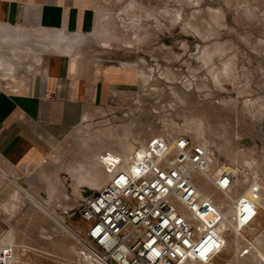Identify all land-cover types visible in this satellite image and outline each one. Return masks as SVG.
I'll return each instance as SVG.
<instances>
[{
    "label": "rangeland",
    "instance_id": "obj_1",
    "mask_svg": "<svg viewBox=\"0 0 264 264\" xmlns=\"http://www.w3.org/2000/svg\"><path fill=\"white\" fill-rule=\"evenodd\" d=\"M112 4L103 10L118 23L88 50L103 63L120 61L133 84L121 86V96L93 118L79 121L52 156L62 170L61 193L49 209L77 237L33 200L29 206L15 200L13 211L0 215V246H14L11 264H63L83 256L86 224L77 211L108 181L101 156L134 153L156 136L187 135L208 147L211 175L224 169L237 174L231 196L249 192L252 184L262 187L256 225L231 234L214 264H264V0ZM81 170L95 175L94 186L80 183ZM197 183L211 194L204 176L198 174ZM59 204L75 212L63 217ZM246 239L254 248L243 256ZM193 263L200 264H187Z\"/></svg>",
    "mask_w": 264,
    "mask_h": 264
},
{
    "label": "crops",
    "instance_id": "obj_2",
    "mask_svg": "<svg viewBox=\"0 0 264 264\" xmlns=\"http://www.w3.org/2000/svg\"><path fill=\"white\" fill-rule=\"evenodd\" d=\"M114 1L0 0V215L15 200L29 206L28 196L51 212L61 193L56 146L133 84L120 61L88 50L118 23L103 10Z\"/></svg>",
    "mask_w": 264,
    "mask_h": 264
},
{
    "label": "built area",
    "instance_id": "obj_3",
    "mask_svg": "<svg viewBox=\"0 0 264 264\" xmlns=\"http://www.w3.org/2000/svg\"><path fill=\"white\" fill-rule=\"evenodd\" d=\"M100 161L108 181L77 211L86 224L85 251L63 264H214L230 235L245 233L260 217L262 187L252 184L232 197L238 182L232 170L204 176L212 192L209 200L202 195L197 175L210 172L211 153L190 136H156L134 153ZM218 194L227 199L216 202ZM58 208L63 217L75 212ZM246 241L243 256L254 248ZM13 259L14 246H0V264Z\"/></svg>",
    "mask_w": 264,
    "mask_h": 264
},
{
    "label": "bare ground",
    "instance_id": "obj_4",
    "mask_svg": "<svg viewBox=\"0 0 264 264\" xmlns=\"http://www.w3.org/2000/svg\"><path fill=\"white\" fill-rule=\"evenodd\" d=\"M45 36H47V35H45ZM55 37L57 38V35H51L50 36V38L51 39H55ZM1 59V58H0ZM207 149H208V147L205 145V144H203ZM103 166V165H102ZM84 171V172H83ZM81 173H80V178H79V181H80V183H83V182H86V183H88V184H92L93 186H94V180H95V175L94 174H92L91 173V171H85V170H81L80 171ZM86 172V173H85ZM5 175V174H4ZM75 176H77L78 177V174H75ZM203 176H211V174L210 173H204L203 174ZM17 186V185H16ZM101 187V186H100ZM99 187V188H100ZM97 188L98 187H95V189L97 190ZM98 188V189H99ZM23 191V190H22ZM202 193V192H201ZM202 195L206 198V199H210V197H211V194L210 195H204L203 193H202ZM239 195V194H238ZM28 196V195H27ZM31 200H33V202H35L40 208L42 207V206H40V204H38V202H37V200L35 201L33 198H31V196H28ZM232 197H235V196H232ZM42 209L46 212V213H48L51 217L53 216V218L55 219V220H57V221H59L61 224H62V226H64V228L68 231V232H70V233H72L74 236H76V234H74V232L71 230V228H69L67 225H65L59 218H57L56 216H54L51 212H49L48 210H46L45 208H43L42 207ZM210 218L211 219H213V220H218L219 219V216L218 215H215V214H211L210 215ZM240 234V233H239ZM77 237V236H76ZM191 262H194V261H190L189 263H191ZM194 264V263H193Z\"/></svg>",
    "mask_w": 264,
    "mask_h": 264
}]
</instances>
